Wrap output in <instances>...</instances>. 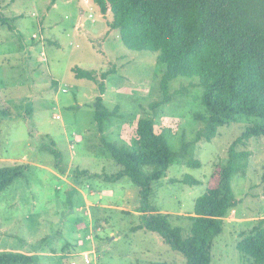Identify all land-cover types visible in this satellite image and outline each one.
<instances>
[{
	"label": "rangeland",
	"instance_id": "374dc122",
	"mask_svg": "<svg viewBox=\"0 0 264 264\" xmlns=\"http://www.w3.org/2000/svg\"><path fill=\"white\" fill-rule=\"evenodd\" d=\"M50 1L0 2V17L9 19L0 21V167H23L0 191V254H35L37 264H185L157 233L132 230L140 213L137 186L127 176L113 182L95 176L121 167L94 126L97 86L72 69H94L96 76L115 70L102 95L115 110L104 121L106 141L139 149L136 126L143 118H152L166 139L171 163L151 183L148 201L183 236L190 233L195 199L252 118L234 117L210 141H196L198 115H205L196 78L172 80L170 101L153 111L165 70L158 53L126 48L119 30L109 28L110 14L101 15L92 0ZM245 148L247 166L229 180L237 204L212 240L210 264H251L235 245L264 219V137ZM185 175L198 183H184Z\"/></svg>",
	"mask_w": 264,
	"mask_h": 264
},
{
	"label": "trees",
	"instance_id": "16d2710c",
	"mask_svg": "<svg viewBox=\"0 0 264 264\" xmlns=\"http://www.w3.org/2000/svg\"><path fill=\"white\" fill-rule=\"evenodd\" d=\"M92 2L101 15L110 14L109 28L119 30L126 48L158 53L157 59L164 64L165 70L159 81L162 99L151 105L153 111L170 101L169 84L182 76L196 78L201 88L200 103L205 115H198L202 127L196 132V141H210L218 127L234 117L252 118L229 144L226 162L214 167L204 192L195 199L193 215L189 217L190 233L183 236L180 228L169 224L168 215L156 212L148 201L151 183L163 177L171 163L166 139L154 131L152 118H143L136 126L139 149L106 141L102 135L104 121L114 116L115 110L105 107L102 95L107 76L115 70L110 68L96 76L94 69L78 66L72 69L75 77L96 84L94 126L101 134L102 145L121 167L115 174L95 176L112 182L127 176L137 186L135 211L140 213V221L132 230L157 233L183 256L185 264H210L212 240L222 232L223 218L237 204L229 186L230 177L246 168L251 154L245 148L249 140L264 137V0ZM0 21L7 23L9 19L0 17ZM184 151L185 143L181 156ZM22 175V165L0 167V191ZM182 180L198 183L188 175ZM235 247L251 264H264V219H258L248 232L241 233ZM0 264H37V256L5 252L0 254Z\"/></svg>",
	"mask_w": 264,
	"mask_h": 264
}]
</instances>
